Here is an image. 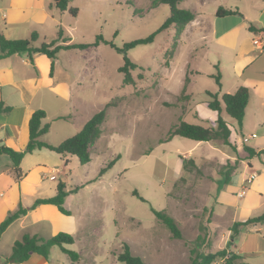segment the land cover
Instances as JSON below:
<instances>
[{"label": "rangeland", "instance_id": "obj_1", "mask_svg": "<svg viewBox=\"0 0 264 264\" xmlns=\"http://www.w3.org/2000/svg\"><path fill=\"white\" fill-rule=\"evenodd\" d=\"M152 1L69 0L68 8L77 9L75 16L68 9L53 7V19L48 17L46 23L38 25L46 41L56 38L62 28L56 44H89L83 51L71 49L58 55V66L70 57L77 69L83 68L84 83L89 87L80 91L87 101L82 118L89 119L106 103L109 106L100 125V137L89 149L88 163L81 164L75 155L65 157L46 148L24 155L20 166L31 185L25 195L17 197L16 179L8 168L10 158L0 154V222L19 204L30 206L35 198L55 195L59 181L71 191L63 204L69 215L48 204L44 212L27 214L23 222L17 219L7 227L0 237V264L10 254L13 242L26 232L42 237L58 231L73 235L74 242L66 247L78 252L79 259L70 260L53 246L48 264H125L116 258L123 243L146 264H189L191 258L214 249V241L221 244L226 237L232 211L216 205L224 189L220 184L223 166L234 163V148L245 156L243 135L255 133L245 145L257 152L264 150V32L249 30L250 25L264 28V0H182L179 6L194 11L195 18L176 39L174 27H170L156 34L152 42L129 49L127 56L137 67L131 70L134 83L123 84V75L118 72L123 54L116 48L148 36L169 15L167 4L151 7ZM3 2L0 0V33L3 24L8 23ZM219 6L238 13L217 17ZM97 35L101 40L95 45ZM63 37H69L70 42L63 41ZM254 41H260L261 46ZM218 73L220 86L215 81ZM186 74L189 82L182 92ZM241 85L251 91L242 125L222 113L231 130V145L180 136L160 142L179 119L204 126L210 123L212 112H216L205 104V91L220 96ZM63 124L54 121L46 137L50 144L77 132L70 124L58 134ZM39 139L45 141V136ZM113 159L117 160L99 175V170ZM188 159H193L195 165L186 163ZM35 164L44 167L35 169ZM237 165L227 190L234 193L238 204L250 206L249 216L260 215L264 198L259 194L263 193L236 184L241 173L247 178L264 166V151ZM238 191H243V196H238ZM151 207L174 218L181 238L172 237ZM42 213L45 219H40ZM258 227V234H264V225L254 224L248 237H255ZM245 257L252 264H264V256Z\"/></svg>", "mask_w": 264, "mask_h": 264}, {"label": "trees", "instance_id": "obj_2", "mask_svg": "<svg viewBox=\"0 0 264 264\" xmlns=\"http://www.w3.org/2000/svg\"><path fill=\"white\" fill-rule=\"evenodd\" d=\"M182 0H153L151 7H155L158 3L167 4L170 8L169 15L165 21L151 34L146 37L138 38L125 42L121 48H116L123 54V64L118 67V72L122 73L123 84H133L134 79L131 75V70L137 67V64L131 61L127 56V51L136 45L150 43L154 40L156 34L161 31H165L170 27H174L175 34L174 38L181 34L184 27L195 18V12L191 9L180 7L179 4ZM69 0H52V5L59 11H65L68 9L69 13L73 16L77 14L76 8H68ZM238 10L226 9L219 6L215 15L217 17H223L226 15L237 14ZM250 31L264 32V28L256 29L254 26H249ZM62 28L58 29L56 38L50 41H42L35 45L38 39L36 32H32L28 38H17L9 39L0 33V59L12 55L14 53H26L32 62V55L36 53L44 54L50 59V73L52 74L54 68V62L57 57V53L60 49H76L85 48L89 44L84 43H69V44H56L57 39L62 36ZM63 41H69V37H63ZM101 36L97 35L94 42L95 45L99 43ZM264 47V46H263ZM139 78L142 75L139 74ZM216 83L220 86V75L219 73L215 76ZM189 82L188 75H185L184 83L182 86V92L185 90L187 83ZM207 99L205 101L207 107L217 112L214 125H202L198 123H190L185 120L179 119L177 123L173 124L167 131L166 137L160 142L169 141L174 136H180L195 141H212L221 140L225 145H231L229 136L231 130L228 123L223 118L222 113L227 114L235 121L238 125H242V120L245 114V108L247 106L251 91L247 86H239L234 92H225L220 96L217 93L205 91ZM187 97V96H184ZM109 103L104 105V108L96 111L91 115L89 119L85 121L82 128L77 131L74 135L67 137L59 144H50L43 140H40V136L45 134L49 129V123L42 124V119L45 118V111L43 109H37L32 112L28 121V142L23 150H15L11 147L1 145L0 154H6L10 158L11 171L17 181L21 180L24 176V172L21 169V161L25 154L32 153L35 149L46 148L54 151L62 156L67 154L75 155L81 164H86L90 161V147L96 141L101 134L100 125L104 121L106 116V108ZM12 109V106L5 104L3 100H0V114L8 113ZM242 151L245 156L239 154V150H236L237 156L234 163H227L223 167L221 172L220 184L223 186L230 182L231 175L234 170L237 169L238 161L244 158H251L256 154L261 153L264 150L255 151L242 143ZM118 159V158H117ZM117 159H113L108 162L103 168L99 170V175H102L107 168H110ZM186 163L195 165L193 159H188ZM185 165V164H184ZM245 183L242 185L245 187ZM71 191L65 190V184L59 181L56 185V193L51 197H40L36 198L30 206H23L21 204L18 207L9 212L8 216L0 222V237L7 227L13 223L16 219L27 214L29 210L34 209L41 204H50L56 206V208L63 214L69 215V211L63 206L65 197ZM133 194L138 196L141 200H144L141 196L133 191ZM261 195V194H260ZM153 214L156 219L168 228L172 237L181 238V231L173 217L168 215L164 210H157L151 207ZM264 224V212L257 216H251L246 218L244 221H235L229 228L230 240L228 246L215 252H206L203 254L196 255L191 258L189 264H211L216 260H220L222 264H249L242 256L228 250V247L232 244L235 237L238 235L240 229L247 225L253 224ZM74 242V237L71 233L65 231H58L50 237H42L37 234L24 233L20 239L13 242L11 252L3 260V264L7 263H22L29 259L32 253H36L46 260L49 257L50 249L52 246H58L63 253H65L70 260L76 261L79 259V253L75 250L66 247L68 244ZM123 249L116 256L118 261L124 262L125 264H146L140 256L131 253L129 245L123 243Z\"/></svg>", "mask_w": 264, "mask_h": 264}, {"label": "crops", "instance_id": "obj_3", "mask_svg": "<svg viewBox=\"0 0 264 264\" xmlns=\"http://www.w3.org/2000/svg\"><path fill=\"white\" fill-rule=\"evenodd\" d=\"M3 3L4 8L8 12L7 15L4 13L8 23L3 24L1 32L6 38H28L32 32H36L38 35L37 43L46 41L42 34L39 33L40 30L38 25L46 23L48 17L50 20L53 19L52 8L54 6L52 5V0H5ZM60 43L63 44L62 42ZM257 43V46L259 47L262 44L260 41H257ZM86 48L87 47L81 49L76 48L73 50L80 49L83 51ZM70 50L71 49H60L58 51L52 74L50 73V59L41 53L33 54L32 62L26 53H14L0 59V100H3L5 104L12 106V109L8 113L0 114V146L4 145L15 150H23L28 142L29 118L32 112L37 109H43L46 113L45 118L42 119V124L49 123L48 131L43 134L47 143H51L46 137L53 130L54 121L64 122V124L58 128V134L70 127V124L75 125L81 120L82 121L78 126L75 125V131H79L82 128L87 120L86 118H82V116L85 115L83 107L87 105V101L80 91L89 87L88 84L84 83L86 78L84 76L83 68L77 69L73 65L74 61L70 57L66 60V64L58 66V57L61 55L60 53ZM90 80L92 81V76L90 77ZM90 87L92 86L90 85ZM212 113L213 118L207 125H214L217 112L216 114L214 112ZM198 117L202 120L199 112ZM65 138H67V136L63 135L57 142L60 143ZM34 151L39 150L36 149ZM43 167L44 166H41L40 164H35L33 166L35 169H41ZM8 168L9 171H11L10 164L8 165ZM254 173L256 175L253 178L249 176L245 178L241 173L240 180L236 185L237 187H242L247 179L248 182L245 183L246 189L262 192L263 194L259 195L264 198V166L261 169H258L257 173ZM26 178L27 174L24 173L21 180H16L14 182L16 183L15 188L17 197L22 194L25 195L30 189L29 187L31 185L27 183ZM228 186H224L220 201L216 203V205H220L225 211H232V219L230 223H228L232 225L235 221H244L246 218L251 217L248 215L250 214V206L247 205V203H243V205L238 204L234 193L227 190ZM240 194L243 196V191H238L237 195L240 196ZM46 205L48 204L38 205L34 209L29 210L27 214H32L35 211L44 212L46 209L44 206ZM27 214L18 218L19 222H23ZM214 214L216 216L215 211ZM41 218L45 219L43 213L42 216L40 215V219ZM252 226L254 227V224L250 225V227H242L234 239L237 240V242L233 240L232 244L228 247V250L242 256V258L249 264L252 263L249 259H246V255L264 256V245L262 243L264 234L261 233V236L258 234L261 232V228L258 227L257 229L253 228L257 232V235L255 237H248L247 233L252 231ZM216 227L218 226L216 225ZM228 228L229 227L226 229V237L222 232L220 233L221 237H225L223 242L219 244L214 241L212 245L214 249L210 252H215L218 249L226 248L228 246L227 244L230 236ZM215 230L217 231L218 228ZM33 234L37 233L33 232ZM216 243L219 245H216ZM48 260L49 257L46 260L42 256L32 253L29 259L25 262L7 264H32V262L48 264ZM211 264L222 263L220 260H216Z\"/></svg>", "mask_w": 264, "mask_h": 264}, {"label": "built area", "instance_id": "obj_4", "mask_svg": "<svg viewBox=\"0 0 264 264\" xmlns=\"http://www.w3.org/2000/svg\"><path fill=\"white\" fill-rule=\"evenodd\" d=\"M254 42H255L256 44H258L257 41H254ZM253 137H255V133H252V134L247 135V136H244V135H243L242 138H241V141H242L241 143H244V144H245L246 142L249 141L250 138H253ZM255 175H256V174L253 172V173L250 175V177L253 178ZM52 178H53V177H52ZM240 195H241V194H240Z\"/></svg>", "mask_w": 264, "mask_h": 264}]
</instances>
